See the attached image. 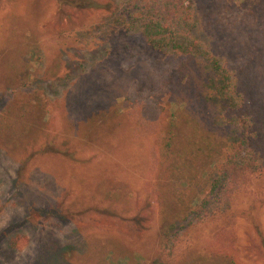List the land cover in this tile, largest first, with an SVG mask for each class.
Listing matches in <instances>:
<instances>
[{
  "label": "rangeland",
  "instance_id": "1",
  "mask_svg": "<svg viewBox=\"0 0 264 264\" xmlns=\"http://www.w3.org/2000/svg\"><path fill=\"white\" fill-rule=\"evenodd\" d=\"M94 1L0 0V96L38 87L55 117L49 129L0 135V264H33L53 243L63 264H264L261 151L230 184L219 183L207 215L161 246L160 134H138L125 116L131 84L146 82L145 53L123 11L128 0ZM254 1L184 0L189 14L175 33L227 66L233 95L248 98L264 137V11L253 27L231 24ZM77 126L80 139L71 133ZM48 143L55 148L39 149Z\"/></svg>",
  "mask_w": 264,
  "mask_h": 264
},
{
  "label": "trees",
  "instance_id": "2",
  "mask_svg": "<svg viewBox=\"0 0 264 264\" xmlns=\"http://www.w3.org/2000/svg\"><path fill=\"white\" fill-rule=\"evenodd\" d=\"M88 1L89 5L96 3ZM248 8L234 16L231 24L253 27L257 11H264V0L254 1ZM123 11L131 18V33L143 48L148 68L146 82L132 83L125 95V116L138 134H160L154 182L158 212L165 222L160 244L165 246L176 228L207 215L219 183L230 184L237 173L253 165L251 151L262 152L264 167V137L254 132L248 98L233 95V77L227 66L209 50L192 51L186 42H182L184 46L180 43L183 39L176 36L175 29L189 14L184 0H128ZM221 11L230 18L225 7ZM91 123L89 119L81 125L87 137ZM27 125L54 127L51 101L38 87L7 90L0 96V135L11 128L24 131ZM78 129L72 127L71 133L80 139L84 136L75 134ZM32 137L34 145L38 141L36 135ZM43 148L47 151L55 146L48 143L39 149ZM246 149L248 155L241 158ZM57 254L53 243L33 264H63Z\"/></svg>",
  "mask_w": 264,
  "mask_h": 264
}]
</instances>
